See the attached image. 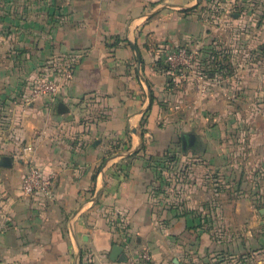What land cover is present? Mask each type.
Masks as SVG:
<instances>
[{
    "label": "crops",
    "instance_id": "1",
    "mask_svg": "<svg viewBox=\"0 0 264 264\" xmlns=\"http://www.w3.org/2000/svg\"><path fill=\"white\" fill-rule=\"evenodd\" d=\"M214 1L0 0V158L10 157L0 164V264H128L143 247L154 264H264V234L258 245L251 240L261 221L249 198L221 194L201 213L193 181L178 186L183 204L163 200L155 189L161 168L143 154L169 151L175 137L196 161L222 152L214 140L228 114L217 111L222 96L195 78L178 81L159 53L189 43L212 64L213 52L201 50L217 37L202 8ZM69 52L78 54L73 77L53 98L27 100L46 63ZM29 163L55 175L51 198L22 194ZM205 214L224 230L221 241L203 237ZM115 243L125 260L110 258ZM211 250L227 257L212 258Z\"/></svg>",
    "mask_w": 264,
    "mask_h": 264
},
{
    "label": "rangeland",
    "instance_id": "2",
    "mask_svg": "<svg viewBox=\"0 0 264 264\" xmlns=\"http://www.w3.org/2000/svg\"><path fill=\"white\" fill-rule=\"evenodd\" d=\"M232 1L215 0L202 8L204 18L212 20L213 28L209 31L216 33L217 42L211 48L202 47L203 53L210 50L214 56L211 64L205 60L207 55L201 54L204 59L201 62L205 61L201 70L208 77V89L211 88L208 92L215 90L222 96L217 111H228L224 119L216 122L217 126L220 124V135L214 140L222 152L218 158H213L214 162L205 155H200L197 157L200 160L196 161V156L182 155L179 137L172 141L169 151L165 149L162 153L156 151L147 155L144 142L140 149L144 151L146 163L161 168L155 189L158 191L156 195L163 200L173 196V204H183L179 200L178 186L186 188L192 186L193 181L198 185L193 191L203 202L201 213H208L212 204L210 200L221 194L249 198L252 211H258L256 222L261 221L252 229L251 240L257 241L254 245H258L259 236L264 234V8L259 7V0H250L248 4L235 0V6ZM247 67L251 69L243 74L241 71ZM175 110L170 116L174 123H178L182 118ZM206 124L209 125L210 121L207 120ZM258 130L261 134L257 133ZM209 154L213 156V153ZM258 158L262 159L261 163H257ZM167 163L170 166H165ZM191 163H219L220 166L192 170L188 167ZM163 167L169 170L162 172ZM210 222L211 218L206 214L201 216L199 225H203V237L212 242L221 241L226 236L224 230ZM196 236L199 237V233ZM235 240L237 243L246 242L241 233L236 235ZM260 247L264 249V242L260 243ZM211 251H208L209 254ZM253 251L255 249L250 248L247 256H252ZM212 252V258L227 257L225 250ZM233 257L242 258L241 254H234Z\"/></svg>",
    "mask_w": 264,
    "mask_h": 264
},
{
    "label": "built area",
    "instance_id": "3",
    "mask_svg": "<svg viewBox=\"0 0 264 264\" xmlns=\"http://www.w3.org/2000/svg\"><path fill=\"white\" fill-rule=\"evenodd\" d=\"M159 53L168 72L178 81L188 77L197 79L199 84L207 83L208 77L201 70L204 68L201 60L204 59L197 47L189 43L164 45L159 47ZM77 61L78 54L73 52L56 56L48 61L44 71L30 84L27 100H34L42 95L50 98L57 95L59 89L73 77ZM54 182V174L45 173L35 164L29 163L22 174L20 189L25 196L38 195L51 198ZM128 264H154V261L150 250L143 247L129 258Z\"/></svg>",
    "mask_w": 264,
    "mask_h": 264
},
{
    "label": "water",
    "instance_id": "4",
    "mask_svg": "<svg viewBox=\"0 0 264 264\" xmlns=\"http://www.w3.org/2000/svg\"><path fill=\"white\" fill-rule=\"evenodd\" d=\"M137 58L138 61H140V55L139 53H137ZM0 164L2 165H8L10 164V157L8 156H1L0 158ZM110 258L113 260L119 259V260H125L126 259V255L123 252V247L120 244H113L111 251H110Z\"/></svg>",
    "mask_w": 264,
    "mask_h": 264
}]
</instances>
